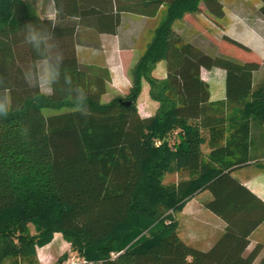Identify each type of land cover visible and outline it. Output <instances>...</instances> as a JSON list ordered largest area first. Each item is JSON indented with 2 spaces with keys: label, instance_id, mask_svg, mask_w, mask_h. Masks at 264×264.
I'll return each instance as SVG.
<instances>
[{
  "label": "trees",
  "instance_id": "1",
  "mask_svg": "<svg viewBox=\"0 0 264 264\" xmlns=\"http://www.w3.org/2000/svg\"><path fill=\"white\" fill-rule=\"evenodd\" d=\"M229 1L0 0V76L23 104L0 120V264H34L35 247L54 233L95 264H264V245L247 250L264 223V202L232 175L264 158V59L223 34V48L247 59L231 57L184 20L202 5L225 22ZM258 2L247 12L229 7L264 39V0ZM126 14L160 17L130 70L128 93L102 103L110 72L82 63L77 51H100L99 36L116 35ZM49 17L71 81L43 94L24 85L23 70L38 58L21 29L29 21L50 26ZM160 62L163 80L152 75ZM202 69L225 72L224 103L209 102ZM143 82L158 104L149 117L136 108ZM78 85L87 90L91 116L71 103ZM201 129L209 131L208 161ZM172 170L186 177L164 185ZM203 191L210 195L205 209L224 223L206 251L178 237L171 214Z\"/></svg>",
  "mask_w": 264,
  "mask_h": 264
},
{
  "label": "crops",
  "instance_id": "2",
  "mask_svg": "<svg viewBox=\"0 0 264 264\" xmlns=\"http://www.w3.org/2000/svg\"><path fill=\"white\" fill-rule=\"evenodd\" d=\"M132 17H138L140 19H150L143 16H135L126 14L123 16V21L119 31L116 35L102 34L99 36L101 50L95 51L90 49L79 48L78 58L84 64L104 65L110 72V83L107 91L111 90L112 93L117 95H126L130 88V81L128 73L126 71V59H132L133 52L137 44V38L142 30L138 25H134V19ZM228 18V16H226ZM139 21V20H138ZM251 31L259 40L261 47L256 49L246 44L249 49L254 51L260 58L264 59V39H262L257 33L249 28L245 23L240 24ZM240 42V41H239ZM243 44V43H242ZM255 49V50H254ZM130 62V61H129ZM136 63V61H135ZM128 64V63H127ZM159 68V69H158ZM156 69L160 70L159 75H156ZM154 78L158 80L165 79V64L160 62L156 65L152 72ZM200 77L203 82L208 86L209 102L211 103H224L225 102V72L221 69L205 70L202 69ZM144 83H142V90L144 89ZM141 90V92H142ZM152 103L157 105L156 102ZM228 113L224 111V114ZM149 117V116H141ZM231 125H225V132L228 135L232 127ZM203 137V143L201 150L203 152L204 161L209 160V153L211 151L208 146L209 131L208 129H201ZM256 143L262 144V139ZM224 144V141L223 143ZM258 144V145H259ZM260 144V145H261ZM264 147V146H262ZM232 175L236 178L244 187H246L251 193L257 196L262 202H264V158L258 159L246 165L243 168L235 170ZM210 199V195L207 191L200 192L194 195L191 199L186 201L180 211L177 212V223L179 231L182 229L187 234V242L194 244V240L191 237L192 233L189 228L183 227L189 222H202L200 223L204 229L208 230V238L206 239L207 245L212 242L217 236H219L224 228V223L209 212L204 207V203ZM173 214V213H172ZM264 227L262 223L250 236V245L248 251L254 247V245L260 243L258 239H254V235ZM177 228V229H178ZM29 233L35 234L34 227L28 226ZM179 234V233H178ZM191 237V238H190ZM205 241V240H204ZM191 244V245H192ZM212 244V243H211ZM210 245V244H209ZM70 249L69 243L63 240L60 233H54L49 243L42 247H35V262L34 264H56L57 260ZM20 264V263H19Z\"/></svg>",
  "mask_w": 264,
  "mask_h": 264
},
{
  "label": "rangeland",
  "instance_id": "3",
  "mask_svg": "<svg viewBox=\"0 0 264 264\" xmlns=\"http://www.w3.org/2000/svg\"><path fill=\"white\" fill-rule=\"evenodd\" d=\"M227 7L225 8V16H228L226 18L225 22L222 21H214V19L209 16L202 5H200V12L197 14L193 15H187L185 17V21L193 26L196 30L200 31L205 35L207 38L212 40L218 47L227 55L231 57H235L240 60H245L247 59L245 57V53L241 52L235 47H232L226 43H224V48H223V42L220 40L221 36L223 34L230 36L231 38L240 41L243 44H246L250 47H254L256 49H259L261 45H259V40L257 37L246 27H243L240 24H244V21L240 19L236 14L233 13V11L230 9L229 6L236 7L239 10H244L248 11L251 7H257L259 6L258 0H234L232 2L226 3ZM241 10V11H242ZM159 16L154 19H140L138 17H132L134 19V25L139 26L142 28L140 31L138 38H137V44L135 47V51L133 52V57L132 59H126V71L128 73V78L130 81V70L135 64V61H137L138 57L141 55L143 50L145 49L146 44L150 41L152 37L153 30L155 29L158 21H159ZM139 20V21H138ZM255 50V49H254ZM254 54H256L253 51ZM257 55V54H256ZM258 56V55H257ZM260 58V57H259ZM262 59V58H261ZM130 61V62H129ZM128 63V64H127ZM159 69V68H158ZM160 70L156 69V75H159ZM109 86V85H108ZM109 89V88H108ZM142 90V88H141ZM149 86L145 82L144 83V89L140 93L137 101H136V108L139 116H152L157 107V105H154L152 103V100L149 97ZM46 94V93H43ZM116 96H121L123 97L124 95H117L116 93H112L111 90L107 91L106 95L103 96L102 98V103H107L109 102L112 98ZM154 102V101H153ZM65 110H59V111H53V110H44L43 114L44 115H54L58 113H62ZM158 145V143H157ZM186 175H180L179 173H176V171L172 170L171 172L165 174L163 178V184L164 185H171V184H176L181 178H185ZM172 214V213H171ZM173 218L176 220L177 219V213L172 214ZM177 221V220H176ZM202 222H189L185 224L183 227L189 228L192 233V238L194 240V244L187 242V234L179 228L177 229V234L178 237L185 242L187 245L194 247L198 250L201 251H206L209 249V247L215 242V240L219 237L217 236L212 242H210L208 245L206 243V239L209 236L208 230L204 229L201 227L202 225L200 224ZM190 237V238H191ZM254 239L259 240V244L264 245V227H262L253 237ZM64 240V239H63ZM205 240V241H204ZM65 241V240H64ZM212 243V244H211ZM192 244V245H191ZM255 246V245H254ZM251 250V249H250ZM67 253V252H66ZM264 253V251L261 252V254ZM260 254V255H261Z\"/></svg>",
  "mask_w": 264,
  "mask_h": 264
},
{
  "label": "clouds",
  "instance_id": "4",
  "mask_svg": "<svg viewBox=\"0 0 264 264\" xmlns=\"http://www.w3.org/2000/svg\"><path fill=\"white\" fill-rule=\"evenodd\" d=\"M51 25L43 23H24L21 34L23 40L36 53L38 60L25 67L22 74L24 85L31 90L42 93H54L61 87V81L68 83L71 75L64 67L65 57L59 42L55 38V21ZM10 83L0 76V120L7 119L13 112L23 109V104L14 100ZM72 105L82 116H91L88 107V93L82 86H77Z\"/></svg>",
  "mask_w": 264,
  "mask_h": 264
},
{
  "label": "built area",
  "instance_id": "5",
  "mask_svg": "<svg viewBox=\"0 0 264 264\" xmlns=\"http://www.w3.org/2000/svg\"><path fill=\"white\" fill-rule=\"evenodd\" d=\"M60 264H95V263L87 260L85 257L69 249L66 253V257Z\"/></svg>",
  "mask_w": 264,
  "mask_h": 264
},
{
  "label": "water",
  "instance_id": "6",
  "mask_svg": "<svg viewBox=\"0 0 264 264\" xmlns=\"http://www.w3.org/2000/svg\"><path fill=\"white\" fill-rule=\"evenodd\" d=\"M123 104H124L125 106H129V105H130V102H123Z\"/></svg>",
  "mask_w": 264,
  "mask_h": 264
}]
</instances>
